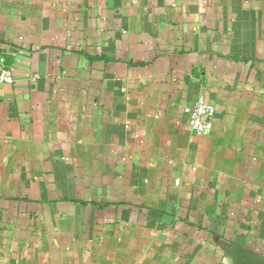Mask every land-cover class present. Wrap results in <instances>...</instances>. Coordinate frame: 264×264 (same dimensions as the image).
Masks as SVG:
<instances>
[{"label": "crops", "instance_id": "1", "mask_svg": "<svg viewBox=\"0 0 264 264\" xmlns=\"http://www.w3.org/2000/svg\"><path fill=\"white\" fill-rule=\"evenodd\" d=\"M3 69L0 264L264 258V0H0Z\"/></svg>", "mask_w": 264, "mask_h": 264}, {"label": "built area", "instance_id": "2", "mask_svg": "<svg viewBox=\"0 0 264 264\" xmlns=\"http://www.w3.org/2000/svg\"><path fill=\"white\" fill-rule=\"evenodd\" d=\"M15 78L9 69L0 72V86L6 83H14ZM189 115L191 128L199 135L208 134L213 127V120L216 114V107L206 99L200 98L193 106L185 108Z\"/></svg>", "mask_w": 264, "mask_h": 264}, {"label": "water", "instance_id": "3", "mask_svg": "<svg viewBox=\"0 0 264 264\" xmlns=\"http://www.w3.org/2000/svg\"><path fill=\"white\" fill-rule=\"evenodd\" d=\"M244 264H264V258L253 254L243 255Z\"/></svg>", "mask_w": 264, "mask_h": 264}]
</instances>
